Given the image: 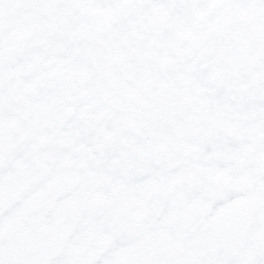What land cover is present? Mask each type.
Wrapping results in <instances>:
<instances>
[{
  "label": "snow or ice",
  "instance_id": "snow-or-ice-1",
  "mask_svg": "<svg viewBox=\"0 0 264 264\" xmlns=\"http://www.w3.org/2000/svg\"><path fill=\"white\" fill-rule=\"evenodd\" d=\"M0 264H264V0H0Z\"/></svg>",
  "mask_w": 264,
  "mask_h": 264
}]
</instances>
